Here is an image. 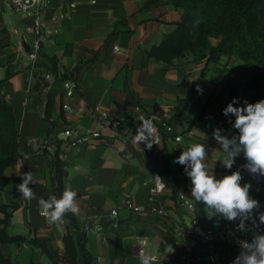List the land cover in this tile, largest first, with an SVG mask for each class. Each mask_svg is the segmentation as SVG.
<instances>
[{
    "label": "crops",
    "instance_id": "obj_1",
    "mask_svg": "<svg viewBox=\"0 0 264 264\" xmlns=\"http://www.w3.org/2000/svg\"><path fill=\"white\" fill-rule=\"evenodd\" d=\"M44 14L53 32L43 42L29 88L31 60L27 51L31 37L26 29L32 19L14 12L10 0H0V95L13 104L23 153L7 167L8 179L0 190V205H16L9 233L47 236L49 247L65 254L64 226L48 220L37 199L25 200L16 187L22 182V173L32 172L34 183L30 187L36 197L52 194L49 158L43 150H54L57 139H62L61 156L69 168L66 185L77 192L78 225L90 224L87 248L95 257L93 264H140L139 238L147 239L145 249L156 255L154 264H232L239 255L238 247L196 242L184 233L182 227L194 219L215 229L227 221L207 216L204 205L191 197V181L184 166L174 161L192 143H203L209 173L217 179L227 175L230 169L219 162L223 153L213 131L223 129L221 135L228 138L237 131L230 123L235 117H226L223 109L234 98L239 100L234 105L237 107L250 103L251 92L242 86L259 76L256 62L225 56L207 64L196 62L194 55L187 53L167 64L148 55L181 19L182 13L172 0H51ZM52 57L57 58L59 75L49 89L44 73ZM65 71H73L72 79L78 85L74 96L67 99L70 111L62 107ZM260 81L264 82V76ZM49 93L54 96L51 119L55 126L46 118ZM96 105L119 118L117 128H104L101 137L89 142H69L61 133L67 126L98 127L93 115ZM155 105L164 112L154 114ZM141 117H154L159 144L151 149L134 144L127 133L131 129L132 135L136 134ZM166 122L173 125V132L165 130ZM49 128L53 130L49 132ZM178 134L182 135L179 142L175 139ZM166 157L175 174L165 167ZM244 161L241 153L233 166ZM155 173L161 175L166 188L150 200L146 183ZM249 184L250 196L264 212V178ZM179 192L194 203L193 209L180 203ZM128 198L141 211L129 209L125 203ZM160 205L166 207L167 215L152 210ZM119 220L124 221V228L116 232ZM169 231L174 233L175 243L162 245ZM117 233L131 251L129 256H111L110 238ZM1 248L16 264L52 263L39 247L2 242ZM209 253L215 255V262L208 259Z\"/></svg>",
    "mask_w": 264,
    "mask_h": 264
},
{
    "label": "trees",
    "instance_id": "obj_2",
    "mask_svg": "<svg viewBox=\"0 0 264 264\" xmlns=\"http://www.w3.org/2000/svg\"><path fill=\"white\" fill-rule=\"evenodd\" d=\"M172 3L181 11V19L147 54L167 64L187 53H192L196 62L206 61L207 64L219 62L225 56L255 61L259 76L249 79L242 87L251 92L250 103L264 100V82L260 81L264 76V0H172ZM50 61L47 70L58 76L57 58L52 57ZM63 78H74L73 71H65ZM48 98L46 118L55 126L54 120L51 119L54 96L49 93ZM163 112L159 105L154 106V114ZM52 130L53 128H49V132ZM19 141L20 132L13 104L0 95V190L8 179L7 167L15 164L23 156ZM61 143L62 139H57L54 150L50 151L47 148L43 150L48 155L53 180L52 194L43 196L44 199L52 195L59 198L67 188L69 168L67 161L61 156ZM165 167L175 174L168 157L165 160ZM15 207L16 205H0V264H16L3 252L2 242L39 247L50 256L51 264H93L95 257L87 248V230L90 224L80 227L78 215L69 213L64 218L66 222L62 225L65 228L63 235L65 254L62 255L49 247L47 236L36 233L17 235L9 233L8 226ZM123 222L119 220L115 223L116 232L124 228ZM165 243H175L172 231L163 238L162 245ZM110 253L113 258L131 254L124 246L120 233L110 238Z\"/></svg>",
    "mask_w": 264,
    "mask_h": 264
},
{
    "label": "clouds",
    "instance_id": "obj_3",
    "mask_svg": "<svg viewBox=\"0 0 264 264\" xmlns=\"http://www.w3.org/2000/svg\"><path fill=\"white\" fill-rule=\"evenodd\" d=\"M198 91H200L198 89ZM239 100L234 98L223 114L227 117L234 116L230 121L238 135L228 138L221 135L223 129L216 128L213 138L218 142L223 153L219 162L227 169H232L235 159L243 154L245 168L251 175L264 177V100L254 104L244 102V106H234ZM154 117H141L136 134L132 135L131 129L127 133L134 144H144L148 149L159 144V136L154 125ZM178 142L180 138H177ZM208 156L206 145L192 143L183 150L174 163L184 166V171L191 181V197L202 203L211 219L222 217L227 222H236L237 232H251V241L238 240L240 245L239 255L232 264H264V234H261V225H264V212H260L259 202L250 196L251 184H241L243 179L241 171H233L229 175L217 179L209 173L205 162ZM22 182L17 190L28 201L37 199L38 206L48 220L52 223L64 224L65 216L69 213L78 215L80 212L76 202L77 192L66 188L58 198L55 195L48 199L37 198L30 184L34 183L32 172L21 174ZM112 216H116L113 211ZM250 222V223H249ZM140 264H154V257L144 253L139 254Z\"/></svg>",
    "mask_w": 264,
    "mask_h": 264
},
{
    "label": "built area",
    "instance_id": "obj_4",
    "mask_svg": "<svg viewBox=\"0 0 264 264\" xmlns=\"http://www.w3.org/2000/svg\"><path fill=\"white\" fill-rule=\"evenodd\" d=\"M11 6L14 10L20 11L23 15L29 16L32 19V22L27 26V32L30 34L31 41L29 44V49L27 54L31 60V74L29 77L28 87H31L33 81L34 68L37 63V59L39 56V52L42 49V45L44 40H46L49 33L53 32V29L47 27V22L45 19L44 11L46 7L51 3V0H10ZM56 75L50 70H47L44 73V78L48 82L47 87L50 89L51 85L55 79ZM64 87V101L62 103V107L66 111L72 110V106L67 101L68 98H72L75 92L78 89V85L76 81L72 78H65L63 80ZM93 115L98 119V127L97 128H85L81 129L79 127H75L73 125L67 126L65 129L61 130V133L65 135L66 139L72 144H80L82 142H89L94 138H99L102 136V129L104 128H117L120 120L118 117H114L108 111L101 109L99 105H96L93 109ZM165 130L167 132H173V125L169 122L165 123ZM238 131H235L233 135H238ZM182 138V135L178 134L175 136V139ZM246 164V161L242 162L237 166H233L227 173V175L231 174L233 171L240 170L242 174L241 184L257 182L262 180L264 177L253 176L251 175L245 168L242 166ZM148 187V197L150 200H155L157 197L161 196V194L165 191L166 183L162 179L161 175L155 173L151 182L146 183ZM178 199L181 204L188 206L193 209L195 207L194 203L183 193H178ZM126 206L136 212L141 211V207L136 205L131 198L126 199ZM152 210L160 215L164 216L168 214V211L165 206H154ZM116 212L117 210L114 209ZM112 211V212H113ZM236 222H226L220 228H207L203 224H201L198 220L194 219L191 225H186L182 227L184 233L192 238L196 242H202L206 244L218 245V244H228L236 246L240 249V245L238 244V240H247L251 241L252 233L251 232H237ZM250 223V222H249ZM261 234H264V229L261 228ZM140 250L139 252H144L148 255L145 245L147 243V239L139 238ZM241 250V249H240ZM156 258V255H151ZM185 258V257H183ZM208 259L211 262H215L216 257L213 253L208 254ZM180 264H184L181 262Z\"/></svg>",
    "mask_w": 264,
    "mask_h": 264
},
{
    "label": "rangeland",
    "instance_id": "obj_5",
    "mask_svg": "<svg viewBox=\"0 0 264 264\" xmlns=\"http://www.w3.org/2000/svg\"><path fill=\"white\" fill-rule=\"evenodd\" d=\"M14 12H16V13H18V14H20V15H23V13L20 12V11L14 10ZM213 40L216 41L215 39H213Z\"/></svg>",
    "mask_w": 264,
    "mask_h": 264
}]
</instances>
